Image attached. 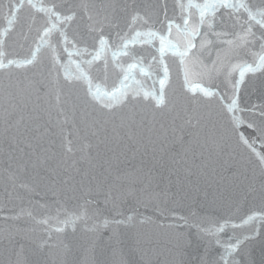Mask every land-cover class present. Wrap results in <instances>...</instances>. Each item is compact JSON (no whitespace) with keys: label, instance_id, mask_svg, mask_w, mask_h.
<instances>
[{"label":"snow or ice","instance_id":"6c2138e0","mask_svg":"<svg viewBox=\"0 0 264 264\" xmlns=\"http://www.w3.org/2000/svg\"><path fill=\"white\" fill-rule=\"evenodd\" d=\"M262 236L264 0H0V264H256Z\"/></svg>","mask_w":264,"mask_h":264},{"label":"water","instance_id":"95a60500","mask_svg":"<svg viewBox=\"0 0 264 264\" xmlns=\"http://www.w3.org/2000/svg\"><path fill=\"white\" fill-rule=\"evenodd\" d=\"M6 2H7V0H5V3ZM252 98L255 99L256 98L255 95H253ZM214 191H215L214 188L208 189L210 198H211L212 194L214 193ZM230 191H231V195H232V201H233L234 208H235V206H239L241 211L246 213L248 211L249 207H251V205L246 203L243 200L242 195H241V190H230ZM217 207L219 208V205H217ZM234 219H238V217H234ZM193 239H194V243H195V238H193ZM261 239H264V236H262ZM252 243H253V257L256 260V264H260V253L262 250H264V244H262L260 242V239L254 241ZM217 251H219V250L217 249ZM101 259H103V258H101ZM138 259L139 258L135 257V256L131 257V260H133V261H136Z\"/></svg>","mask_w":264,"mask_h":264}]
</instances>
